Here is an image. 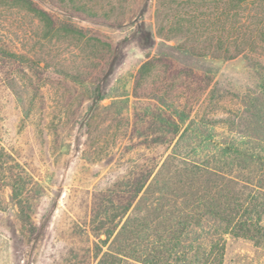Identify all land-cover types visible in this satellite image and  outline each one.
<instances>
[{
  "label": "rangeland",
  "instance_id": "1",
  "mask_svg": "<svg viewBox=\"0 0 264 264\" xmlns=\"http://www.w3.org/2000/svg\"><path fill=\"white\" fill-rule=\"evenodd\" d=\"M32 1L84 35L47 33L25 7L0 0V146L41 187L31 204L30 227L19 218L10 179L0 178V264H96L101 253L92 251V243L98 229L85 219L83 200H91L85 192L128 176L134 170L129 163L159 165L171 150L147 132V122L133 132L118 119L117 96L127 99L123 115L148 104L183 111L180 130L189 125L186 135L195 136L196 145L239 140L248 128L264 127L252 117L264 112V74L255 68L264 65V33L233 58L193 55L185 48L211 50L221 34L198 16L195 26L187 20L193 17L189 12L198 13L199 0ZM227 42L233 50L230 35ZM148 59L152 67L140 76L138 69ZM104 71L101 91L93 93L90 84L81 83L96 81ZM195 128L198 135L191 131ZM186 141L187 136L180 145ZM157 221L150 194L140 193L108 224L113 232L102 250L120 246L125 255L119 264H145L141 253L166 239L177 242L166 255L180 264L190 238L207 244L197 228L189 236L165 237ZM224 242L222 264H264V239L227 233Z\"/></svg>",
  "mask_w": 264,
  "mask_h": 264
},
{
  "label": "trees",
  "instance_id": "2",
  "mask_svg": "<svg viewBox=\"0 0 264 264\" xmlns=\"http://www.w3.org/2000/svg\"><path fill=\"white\" fill-rule=\"evenodd\" d=\"M9 2L32 12L44 23L47 33L63 30L84 35L74 25L58 22L49 11L32 0ZM196 9L198 13H188V17L193 14V17L187 19L189 23L195 26L198 16L202 19V25L208 29L217 27L221 34L217 38L219 45L211 50L195 45L185 48L193 55L211 53L215 57L233 58L245 52L244 45L254 43L264 33V0H199ZM228 34L233 39V50L225 47L229 43ZM213 40L214 37L211 43ZM151 63L149 59L144 61L138 74L143 76L151 69ZM255 68L264 74V65L259 64ZM106 75L104 71L96 81L85 82L81 79V83L90 84L88 91L97 93L101 91L99 83ZM113 103L117 106L115 116L131 124L133 132L138 123L147 122V132L154 135L156 142H167L171 150L159 165L147 168L144 163H129L134 170L128 176L121 177L105 188L85 192L88 198L91 196L89 204L83 200L87 210L85 219L98 229L92 243V251L95 254L101 253L96 264H119L120 257L125 255L120 246L105 251L102 248L113 232L108 224L122 217L140 193L150 194L151 208L157 213V222L163 223L167 234L162 238L171 236L172 239H178L183 233L189 236L193 234L194 228L204 231L207 244L190 238L186 249L188 256H184L180 264H222L224 236L227 233L254 242L264 239V225L261 224L264 214L263 125L248 128L239 140L213 141L201 146L192 142L195 136L186 135L189 125L180 130L186 120L183 111L171 109L170 105L163 104L164 109H158L148 104L139 111L133 109L131 114L127 111L123 115L126 97L120 94ZM252 115L257 124L264 122V112L254 111ZM191 131L197 135L200 133L197 128ZM185 136L187 141L181 146ZM5 176L10 179L21 222L31 227V204L38 198L41 187L32 172L0 146V178ZM209 221V228L204 230ZM165 240L153 243L149 252L143 251V257L140 258L142 262L166 264L169 261L175 264L177 257L170 259L166 254L175 248L177 242L166 243ZM200 249L201 254L197 255ZM193 250L194 253L189 254Z\"/></svg>",
  "mask_w": 264,
  "mask_h": 264
}]
</instances>
